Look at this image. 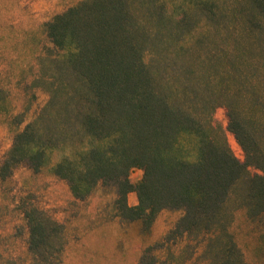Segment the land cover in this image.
I'll use <instances>...</instances> for the list:
<instances>
[{
    "label": "trees",
    "instance_id": "obj_1",
    "mask_svg": "<svg viewBox=\"0 0 264 264\" xmlns=\"http://www.w3.org/2000/svg\"><path fill=\"white\" fill-rule=\"evenodd\" d=\"M258 6L264 12V0ZM149 8L145 19L157 26L187 20L185 14H161L165 5L156 0ZM132 12L129 0H83L45 24L46 37L60 51L65 77L49 92L41 116L50 123L48 112L57 105L65 136L82 133L87 140L80 139L74 149L64 140L55 144L51 125L43 138L33 120L14 135L0 163V179L23 164L39 172L49 165L52 151L62 148L66 152L50 171L66 183L74 199L84 201L96 188L108 189L114 217L141 221L145 227L164 209L181 211L163 241L192 233L207 242L225 238L219 264H246L228 231L235 210L227 204L241 188L248 217L264 214L261 144L237 119L233 104L218 99L211 79L207 88L212 93L207 95L206 85L195 77L167 72L165 61L164 66L150 48L157 39L154 27L144 29ZM228 78L232 81L233 75ZM219 106L227 109L226 129L243 151L242 161L214 121ZM251 167L260 173L251 174ZM133 168L142 172L136 184L129 179ZM131 192L135 206L127 203ZM23 219L34 256L62 238L63 227L37 207L26 208ZM153 249L145 248L137 264H157Z\"/></svg>",
    "mask_w": 264,
    "mask_h": 264
},
{
    "label": "rangeland",
    "instance_id": "obj_2",
    "mask_svg": "<svg viewBox=\"0 0 264 264\" xmlns=\"http://www.w3.org/2000/svg\"><path fill=\"white\" fill-rule=\"evenodd\" d=\"M81 1L0 0V163L14 135L33 120L41 136L51 125L49 136L55 144L64 140L74 149L85 138L82 133L65 136L63 112L57 105L48 112L50 123L41 116L49 92L65 77L60 51L49 42L44 26ZM153 1L129 0V4L144 29L154 27L157 39L150 48L156 58L166 63L168 73L195 77L206 85L207 95L212 93L207 88L211 79L218 86V99L233 104L237 119L264 151V12L258 6L262 0H156L165 5L161 14L187 16L181 25L170 19L159 26L145 19ZM226 112L225 106H219L213 118L223 128L234 156L242 161L243 151L226 129ZM64 152L55 148L49 165L39 172L23 164L0 179V264H137L143 250L151 246L157 264L221 262L219 245L225 238L207 242L192 233L163 241L181 211L164 209L145 227L141 221L114 217V197L108 189L98 187L86 200L74 199L66 183L50 171ZM249 172L260 173L253 167ZM141 175V170L131 169V183L136 184ZM237 190L227 204L235 210L228 231L246 264H264V214L248 217L242 189ZM127 203L137 204L134 192L128 194ZM30 207L63 227L62 238L56 237L41 256H34L27 246L23 212Z\"/></svg>",
    "mask_w": 264,
    "mask_h": 264
}]
</instances>
